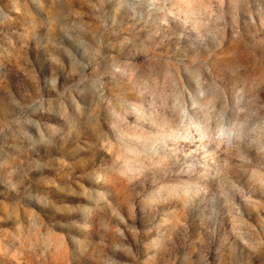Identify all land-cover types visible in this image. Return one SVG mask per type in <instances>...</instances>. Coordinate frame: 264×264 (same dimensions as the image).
Listing matches in <instances>:
<instances>
[{
    "label": "rangeland",
    "instance_id": "obj_1",
    "mask_svg": "<svg viewBox=\"0 0 264 264\" xmlns=\"http://www.w3.org/2000/svg\"><path fill=\"white\" fill-rule=\"evenodd\" d=\"M0 264H264V0H0Z\"/></svg>",
    "mask_w": 264,
    "mask_h": 264
}]
</instances>
